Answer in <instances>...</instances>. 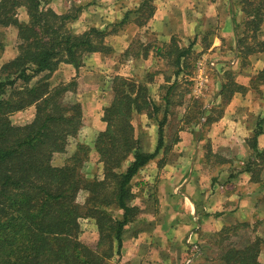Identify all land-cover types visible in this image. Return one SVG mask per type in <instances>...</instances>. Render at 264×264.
Here are the masks:
<instances>
[{
    "label": "crops",
    "instance_id": "0c3cea01",
    "mask_svg": "<svg viewBox=\"0 0 264 264\" xmlns=\"http://www.w3.org/2000/svg\"><path fill=\"white\" fill-rule=\"evenodd\" d=\"M50 1L48 6L56 13L65 12L70 4L80 7L76 19L68 24L69 29L75 34L90 28L104 31L111 48L107 54L86 55L78 69L61 62L49 78L51 85L77 82L74 99L81 105L83 125L75 136L76 143L91 146L97 133L105 130L102 112L110 105L111 79L116 75L143 84L158 107L151 116L146 112L131 115L134 133L144 152L155 151L158 121L164 115L169 118L172 108L177 107L173 114L181 119L189 114L191 100L203 101L197 116L203 122H180L172 141L165 137V125L156 156L132 177L131 205L139 208V214L124 228L118 264H222L215 253L211 254V239L201 236L214 235L236 223L254 225L255 234L264 240V160L250 155V172L245 169L249 162L245 154L251 149L249 138L257 127L260 133L256 149H264V100L252 92L251 77H232L244 91L234 92L226 99L221 93L226 82L221 66L231 55L230 64L238 73L235 22L244 15L240 0H153V14L145 23L138 22V8L143 0ZM19 10L26 13L23 7ZM19 21L26 22L27 16ZM136 34L140 38L139 52L131 53ZM176 37L194 40L190 54L181 59L177 75V68L169 67L172 58L165 54ZM177 46L188 45L177 42ZM6 52L0 51V66L15 57L16 47L9 55ZM257 54L264 60V53ZM191 55H198L192 68L198 62L204 65L203 77H195V69L192 77H187L184 68ZM197 79L201 80V88L196 85ZM186 82L188 89L179 92V103L172 106L175 89ZM261 103L260 111L257 105ZM34 112V106H29L14 112L9 119L20 124L31 120ZM202 136L213 147L228 149L231 157L212 169L201 168L205 156ZM255 166L260 170L256 172ZM255 172L257 178L252 180ZM263 254L261 250L260 262Z\"/></svg>",
    "mask_w": 264,
    "mask_h": 264
},
{
    "label": "trees",
    "instance_id": "16d2710c",
    "mask_svg": "<svg viewBox=\"0 0 264 264\" xmlns=\"http://www.w3.org/2000/svg\"><path fill=\"white\" fill-rule=\"evenodd\" d=\"M152 1L143 0L138 22L145 23L151 17ZM255 1L240 2L251 37L264 17V0ZM49 2L0 0V29L16 27L18 40L15 57L0 66V264H107L120 255L124 228L139 214V208L131 205L129 183L161 148L168 117L164 115L158 121L155 151H142L131 115L146 112L151 116L158 107L143 84L116 75L111 79L110 105L102 112L106 128L93 141L102 164L101 178L82 175L91 151L82 143L75 144L63 166L52 165L53 154L64 152L69 138L80 131L83 114L78 101L67 100L70 95L74 98L77 82L51 85V74L61 62L78 69L86 55L107 54L111 48L104 31L90 28L75 34L69 29L80 7L56 13ZM21 7L26 11V22L16 16ZM193 44L194 40L179 48L171 41L165 50L172 58L171 65L177 68L176 75L181 59L190 54ZM236 44L241 57L264 51V41L243 45L239 38ZM3 47L0 38V51ZM259 73L264 74V70ZM225 79L221 92L225 99L245 90L232 77ZM29 106L35 108L31 120L21 124L10 121L11 114ZM259 129L249 139V148L263 160L264 149H256ZM249 165L252 162L245 165L248 172ZM256 176L252 173V180ZM82 191L86 197L83 204H78L77 195ZM114 210L119 213L114 214ZM83 218H90L95 225L93 244L80 240L79 220ZM254 228L249 223H236L216 232L211 246L217 259L222 264H264L258 258L264 240Z\"/></svg>",
    "mask_w": 264,
    "mask_h": 264
},
{
    "label": "rangeland",
    "instance_id": "374dc122",
    "mask_svg": "<svg viewBox=\"0 0 264 264\" xmlns=\"http://www.w3.org/2000/svg\"><path fill=\"white\" fill-rule=\"evenodd\" d=\"M64 1L65 0H63V3H64ZM240 2H241V0H240ZM255 2L257 3V0ZM63 3L61 4V8H64ZM263 5H264V3H263ZM70 7H73V6H71V4H70L69 8ZM239 7H240V11H241L242 5L240 4ZM25 15H26V13L23 12V10H22V12L19 9L17 10L16 16L18 19L25 16ZM209 22H210L209 25H211V27H213L214 23H212L211 21H209ZM245 22H246V18L244 15L242 16V18L238 19L237 22H235L236 34H237L236 35V42H237V39L242 38L243 39V45L255 46L256 41H264V17H263V21L260 25V28L257 31V33H255L254 37H251V35L253 33L248 30L247 25H245ZM215 24H216V26H218L217 23H215ZM120 28H122V26H120ZM15 31H17V29L14 26H9V27H5V28L0 29V38L2 39L3 44H4L2 51H7L6 55H9L11 53V50H13V48L17 47V41L18 40L15 36ZM139 41H140L139 34H136L135 38L133 39V41L131 43V47L129 50L131 53L139 52ZM189 41H187L184 37H182V39L179 37H176L175 39L172 40V42L176 45L178 42V43H180L182 45H186V46L188 45ZM236 42H235V47L237 48ZM243 45L241 46L242 48H240V49H243ZM231 52H233V49H231ZM231 52H230V55L232 54ZM257 53H264V51L254 52L252 54H249L247 57H241V54L239 52L237 53L238 59H237V64L235 65V67H237L238 73L234 71V68H232L233 65L230 64V62L233 59L232 55H231L229 57V60H226L225 64H223L221 66V69H222L221 75L223 77H238V76L239 77H251L249 86L252 89V92L255 94V96H257L258 98H263V100H264V74L259 73L261 70H264V67L261 68V61H264V60H262L263 58H257V57H259ZM197 57H198V55H193L192 57H190L191 59L189 60L188 64L185 66L184 70H185V73L188 75L187 77H192L194 69H195L194 67L192 68V66L194 65V62L196 61ZM169 61H170L169 62L170 69H176L175 67H173L171 65V60H169ZM192 70H193V72H192ZM257 77H260L261 80L256 79ZM186 84H187V82L184 83L183 86H179L177 89H175L174 97L172 99V106L176 107L178 105L179 100H180L179 92L183 91V88L188 89V87H189V85H186ZM67 100H75V99L73 98V96L70 95L67 98ZM202 103H203V101L201 99L191 100L189 114L182 116L181 119H180V117L178 118L177 116H175L173 114L174 111H176L177 107L172 108V111H171L172 114H170L168 121H167V124L165 126V131H166L165 137L169 141H172L176 138V136H177L176 130L179 127L180 122H183V123L187 122V124H190V125H195V124L197 125L198 123L203 122V121L199 122L200 118L197 117L198 112L201 109ZM258 103L259 102H257V104ZM257 107L261 111V108H263L262 103L257 105ZM216 111L217 110H215L213 112V115H215ZM262 119H264V118H262ZM135 137L139 140L137 135H135ZM201 138H202L203 153L205 155L203 158V162L200 164L201 168H204L205 170L206 169H212V168H214V166H217V164H219L218 162L226 160V158L231 157L230 156L231 154L228 151V149L213 147L211 145V143L209 142V139H207L205 136H202ZM201 138H200V140H201ZM249 139H251V137ZM75 144H76L75 137L69 138V141L67 143L65 151L61 152V153L53 154L52 159H51L52 165L63 166L67 162V160L69 159L71 154L73 153V150L75 149ZM90 147H91V151L89 153L87 161L82 166L81 173H82V175L87 176V177L96 176L98 178H101L102 164L98 161V156H97V154L93 148V143ZM247 151L248 152H246V154H245V157H246L245 159L249 160V162H251L249 158H250V155H254V151L252 149H248ZM125 165H126V163L122 166V169L125 167ZM255 167L256 168H254V169H256V172L258 170H260L258 168V166H255ZM235 169H237V168H235ZM206 181L208 182V179ZM85 197H86V195L83 191L79 192L77 195V199H76L77 203L83 204ZM110 210H113V209H110ZM118 213H119V211L114 210V214L117 215ZM79 222H80V227L82 230L80 240L84 243H87V244H93L96 241V238L93 237L94 230H95L94 229V226H95L94 223L92 222V220L90 218L80 219ZM201 238L202 239H211L210 244H209L210 245V251H211V254L214 255L213 254L214 248L211 246L213 239H215L214 235H212V234L211 235H205L204 234L201 236ZM232 239H235V238H232ZM261 258L264 259V254ZM118 262H119L118 257L114 256L112 259H110L108 261L107 264H118ZM263 262H264V260H263Z\"/></svg>",
    "mask_w": 264,
    "mask_h": 264
},
{
    "label": "built area",
    "instance_id": "2783aa9c",
    "mask_svg": "<svg viewBox=\"0 0 264 264\" xmlns=\"http://www.w3.org/2000/svg\"><path fill=\"white\" fill-rule=\"evenodd\" d=\"M210 65L212 66V63H210ZM204 65L202 64V63H200V62H198V63H196V65H195V70H196V75H195V77H203V73H204ZM197 83H196V85H197V87H202L201 86V80L200 79H197V81H196ZM199 88V89H200ZM194 251L195 252H199L198 251V249L195 247L194 248ZM190 262V259L189 260H187V263H189Z\"/></svg>",
    "mask_w": 264,
    "mask_h": 264
}]
</instances>
